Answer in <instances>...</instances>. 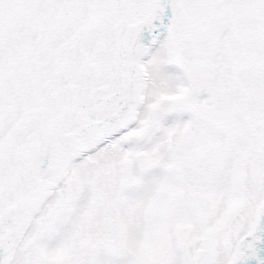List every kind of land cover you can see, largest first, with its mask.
<instances>
[{"label":"snow or ice","instance_id":"snow-or-ice-1","mask_svg":"<svg viewBox=\"0 0 264 264\" xmlns=\"http://www.w3.org/2000/svg\"><path fill=\"white\" fill-rule=\"evenodd\" d=\"M0 264H264V0H0Z\"/></svg>","mask_w":264,"mask_h":264}]
</instances>
